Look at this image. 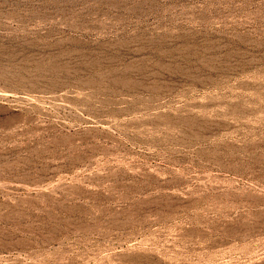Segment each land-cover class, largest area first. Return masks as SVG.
Segmentation results:
<instances>
[{"label":"rangeland","instance_id":"rangeland-1","mask_svg":"<svg viewBox=\"0 0 264 264\" xmlns=\"http://www.w3.org/2000/svg\"><path fill=\"white\" fill-rule=\"evenodd\" d=\"M0 264H264V0H0Z\"/></svg>","mask_w":264,"mask_h":264}]
</instances>
